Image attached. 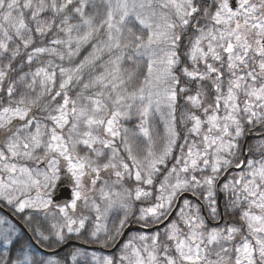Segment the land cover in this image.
I'll list each match as a JSON object with an SVG mask.
<instances>
[{
  "label": "snow or ice",
  "instance_id": "obj_1",
  "mask_svg": "<svg viewBox=\"0 0 264 264\" xmlns=\"http://www.w3.org/2000/svg\"><path fill=\"white\" fill-rule=\"evenodd\" d=\"M252 131L264 137V0H0V205L24 225L0 215V264H89L81 249L37 258L33 241L87 231L112 249L133 223L91 264H264Z\"/></svg>",
  "mask_w": 264,
  "mask_h": 264
},
{
  "label": "trees",
  "instance_id": "obj_2",
  "mask_svg": "<svg viewBox=\"0 0 264 264\" xmlns=\"http://www.w3.org/2000/svg\"><path fill=\"white\" fill-rule=\"evenodd\" d=\"M89 11L91 12V11H94V10L91 9V8H89ZM185 43H186V41H185ZM89 51H91L90 47H86L85 49H82V53H81V56L79 57V59H82L83 56L87 55ZM201 67H202V66H201ZM76 91H78V89H73V93H72L73 96L75 95V92H76ZM181 103H183V101H182ZM34 111H36V110L34 109ZM134 122H135V120L132 119V120H130V121L125 122V124H126V126L129 128V127H131V126L133 125ZM250 134H259V133L256 132V131H252ZM181 135H183V132H181ZM246 135H247V134H246ZM261 139H264V137H261V138H259V139H254V140H251V141L248 142V144H247V146H246V149H249V148L252 149V151H251L250 153H248L249 156H252V157H255V158L259 159V155H258L256 149H257V141H259V140H261ZM242 142H243V139H242L241 143H242ZM160 178L162 179V177H160ZM226 199H227V197H225L224 194L222 193L221 208H223V205H224V202H225ZM0 206H2V205H0ZM2 207H4L7 211H9L10 213H12V214L14 215V217H16V218L18 219V221H20V222L23 224V222H22L20 216L15 215V214H14L11 210H9L7 207H5V206H2ZM135 211H136V212L139 211V205H138V204H137V206H136V208H135ZM30 212H32V211H30V210H26L25 215L28 214V213H30ZM81 213L88 214V215H90V217H92V219H94V215H95V214H94V213H89L88 210H86V209L83 207V203H82V202H81L80 205H79V208H78V211H77L76 215L79 216ZM205 214L207 215L206 212H205ZM0 215H4V214L0 212ZM117 215H118L117 210H113V211L110 213L109 224L111 223L112 220L116 219ZM4 216H5V215H4ZM42 218H43L42 216L39 217V219H42ZM134 224H136V223H134ZM137 225H138V224H137ZM87 227H88L89 229H91V227H92L91 219L89 220ZM136 233H137V232H132V233H130V234L125 238L124 242L127 241L128 239H130V238H131L134 234H136ZM30 234H31V233H30ZM88 237H89V233H88L87 231H84L83 234H82L79 238H78L75 234H73V235H72V238H71L70 240H68V241H73V240H74V241H77V242L82 243V244H84V245L98 246V247H100V246L97 245V244L87 243V239H88ZM34 242H35V241H34ZM37 245L40 246L39 244H37ZM40 247H41V246H40ZM42 248H43V247H42ZM119 248H120V246L118 247V249H116V250H115L113 253H111V254H113V255H117L118 252H119ZM55 249H56V248H55ZM76 249H81V250H83V251H85V252H87V253L89 254V264H91V257H90V254H92V252H96V253L99 252V253H102V252H100V251H96V250H89V251H88V250H84V249H82V248H80V247L73 246V245H70V246H68L67 248H65L64 250L59 251V252H57V253H55V254H52V255H47V254L39 253V252H37L35 249H34V251L36 252L37 258H41V257H44V258H47V257H53V258L56 259V260L63 261L64 257L67 256L68 253H70V252H72V251H75ZM47 250H48V249H47ZM98 255H100V254H98ZM101 255H105V254L102 253ZM214 258H215V256L213 255V259H214ZM81 264H83V261H81Z\"/></svg>",
  "mask_w": 264,
  "mask_h": 264
},
{
  "label": "water",
  "instance_id": "obj_3",
  "mask_svg": "<svg viewBox=\"0 0 264 264\" xmlns=\"http://www.w3.org/2000/svg\"><path fill=\"white\" fill-rule=\"evenodd\" d=\"M234 6V5H233ZM258 138H261V136L258 134V135H246L244 140H243V147L246 149V144L249 140H252V139H258ZM62 193L59 194L58 196L54 197V201L62 198L64 200H69L70 199V194H69V190H65V191H61ZM64 192V193H63ZM220 200H221V193H220ZM5 214H7V212L4 210L3 211ZM135 231H141V229L139 228L138 225L136 224H132L130 227L126 228L125 230V233L124 235L121 237L120 239V243L117 244V246L115 248H112V249H109V250H105V249H101V248H96V247H90V246H84V245H80L82 248H85V249H97V250H101L103 252H107V253H112L124 240V238L126 237V235L130 232H135ZM26 232V230H25ZM66 247V245H64L63 247H61L59 250H62ZM48 253V252H46Z\"/></svg>",
  "mask_w": 264,
  "mask_h": 264
},
{
  "label": "rangeland",
  "instance_id": "obj_4",
  "mask_svg": "<svg viewBox=\"0 0 264 264\" xmlns=\"http://www.w3.org/2000/svg\"><path fill=\"white\" fill-rule=\"evenodd\" d=\"M232 0H230L231 2ZM234 1V6H236V0H233ZM256 2H258V0H256ZM138 27V26H137ZM125 68H128L129 70H134L135 69V66L134 65H130L128 62H125V65H124ZM133 120H135V122L133 123V125L131 127H129V129H134L135 128V125L137 124V119L133 118ZM130 121V120H129ZM155 124H156V128H157V131L159 133L160 136H163L164 135V126H163V123L160 121V118L157 116L155 118ZM44 166H41V169L43 170ZM66 173V171H65ZM67 174V173H66ZM68 175V174H67ZM69 176V175H68ZM70 177V176H69ZM71 180V178H70ZM72 182V180H71ZM53 209L55 210V206H53ZM92 253H95L96 255L98 256H103L101 255L102 253H96V252H92ZM90 257H91V254H90Z\"/></svg>",
  "mask_w": 264,
  "mask_h": 264
},
{
  "label": "flooded vegetation",
  "instance_id": "obj_5",
  "mask_svg": "<svg viewBox=\"0 0 264 264\" xmlns=\"http://www.w3.org/2000/svg\"><path fill=\"white\" fill-rule=\"evenodd\" d=\"M66 187H70V189L72 190L73 183L71 182L70 177L65 172H62L61 180L59 181V185L56 189L55 196L60 194L61 191H64ZM64 203H66L64 200L59 199V201L54 203L53 206H55L56 204L63 205Z\"/></svg>",
  "mask_w": 264,
  "mask_h": 264
}]
</instances>
